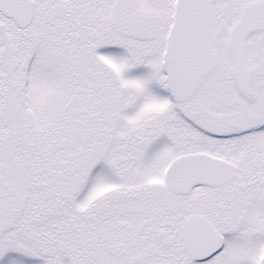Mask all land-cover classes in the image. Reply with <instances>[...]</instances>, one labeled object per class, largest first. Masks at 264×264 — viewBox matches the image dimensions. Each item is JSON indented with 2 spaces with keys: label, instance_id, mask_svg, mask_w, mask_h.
Wrapping results in <instances>:
<instances>
[{
  "label": "snow or ice",
  "instance_id": "obj_1",
  "mask_svg": "<svg viewBox=\"0 0 264 264\" xmlns=\"http://www.w3.org/2000/svg\"><path fill=\"white\" fill-rule=\"evenodd\" d=\"M0 264H264V0H0Z\"/></svg>",
  "mask_w": 264,
  "mask_h": 264
}]
</instances>
